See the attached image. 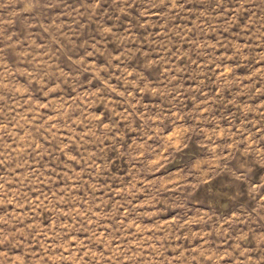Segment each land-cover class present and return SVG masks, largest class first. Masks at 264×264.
Instances as JSON below:
<instances>
[{"label": "rangeland", "instance_id": "374dc122", "mask_svg": "<svg viewBox=\"0 0 264 264\" xmlns=\"http://www.w3.org/2000/svg\"><path fill=\"white\" fill-rule=\"evenodd\" d=\"M0 264H264V0H0Z\"/></svg>", "mask_w": 264, "mask_h": 264}]
</instances>
